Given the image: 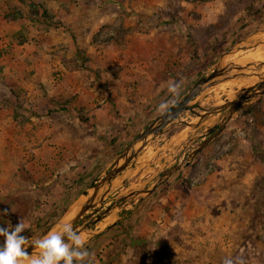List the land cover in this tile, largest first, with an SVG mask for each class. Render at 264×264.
Instances as JSON below:
<instances>
[{
    "label": "rangeland",
    "instance_id": "obj_1",
    "mask_svg": "<svg viewBox=\"0 0 264 264\" xmlns=\"http://www.w3.org/2000/svg\"><path fill=\"white\" fill-rule=\"evenodd\" d=\"M43 9L55 15L53 23ZM19 19L23 24L14 31ZM260 38L264 0H0V227L24 223L20 235L29 246L160 113V102L172 104L222 56L220 65L238 59L258 45L247 41ZM173 81L182 84L175 97L168 92ZM227 83L206 88L145 147L108 203L151 184L196 146L201 138H189L215 118L198 121L196 111L239 87ZM257 109L264 114V94L244 103L187 163L202 156L199 191L183 163L130 202L125 211L134 219L125 216L96 236H82L95 264H150L143 246L163 253L162 264H222L241 254L246 264H264V123ZM194 121L196 127L189 125ZM216 166L222 172L210 188ZM188 193L213 201L208 212L197 208L204 215L198 220L194 206H180ZM212 210L219 212L213 218ZM136 227L146 235L137 238ZM164 238L170 242L166 261ZM4 240L0 236V246Z\"/></svg>",
    "mask_w": 264,
    "mask_h": 264
},
{
    "label": "water",
    "instance_id": "obj_2",
    "mask_svg": "<svg viewBox=\"0 0 264 264\" xmlns=\"http://www.w3.org/2000/svg\"><path fill=\"white\" fill-rule=\"evenodd\" d=\"M249 46L264 44V38L247 41ZM231 54V53H229ZM227 54V55H229ZM222 59L216 63L212 70L206 75L200 77L194 82L182 97L170 104V112L167 114L159 113L148 125L139 131L128 143L120 150L112 164L101 172L98 177L83 190L68 207L63 214L54 221L49 228L44 231L38 238H43L49 231L59 230L64 223L71 222L78 230L81 236H96L111 225L118 223L122 218L127 216L125 209L130 202L137 198L144 197L151 192L157 185L168 178L173 172L182 168L183 163H189L192 157L199 152L204 146L212 142L226 126L229 121L237 116L241 106L244 103L252 101L259 95L264 94V60H246L241 62H228L220 65ZM249 72V73H248ZM252 75L261 76L260 81L253 80V84L244 86H234L230 93H227L218 101L206 107L202 111H196L198 121H203L210 116L215 118L205 126L200 132L189 138V142L201 138L194 148L186 153L182 158L175 161L165 172H163L155 181L147 186L133 187L127 192L117 196L112 202H109V195L114 193L124 181L129 178L140 153L150 144L155 137L162 133L170 123L176 119H181L182 112L192 109L193 100L200 95L206 88L215 86L221 81L227 79L241 80L250 79ZM240 79V80H239ZM198 121L189 123L196 127ZM119 180V182H117ZM130 199L127 204L122 206L121 214H116L111 222L99 226V223L110 216L114 210L119 207L122 201ZM106 203H108L106 205ZM75 207V209H74ZM29 255L36 256L39 249L34 246H27ZM24 264H27L25 261ZM63 264V262H61Z\"/></svg>",
    "mask_w": 264,
    "mask_h": 264
},
{
    "label": "clouds",
    "instance_id": "obj_3",
    "mask_svg": "<svg viewBox=\"0 0 264 264\" xmlns=\"http://www.w3.org/2000/svg\"><path fill=\"white\" fill-rule=\"evenodd\" d=\"M182 84L173 81L168 85V92L178 96ZM161 114L170 112L167 100L158 105ZM25 230V224L19 222L14 227H0V236L5 238L0 246V264H95V253L90 252L78 230L71 222L62 224L59 230L49 231L43 238H37L29 246L38 248L39 254L29 255L24 245L29 244L28 237L20 235ZM222 264H246L244 256L225 257Z\"/></svg>",
    "mask_w": 264,
    "mask_h": 264
},
{
    "label": "crops",
    "instance_id": "obj_4",
    "mask_svg": "<svg viewBox=\"0 0 264 264\" xmlns=\"http://www.w3.org/2000/svg\"><path fill=\"white\" fill-rule=\"evenodd\" d=\"M61 7V6H60ZM59 7V9L58 8H56V10L55 11H57V10H59V12L58 13H61L62 12V7L60 8ZM7 9H9L7 6H6V8H5V10H7ZM19 24H20V26H19ZM21 24H23L22 23V21L19 19V23L17 24L18 25V27H16L15 29H14V31H18V30H20V28H21ZM20 46H23L22 44L20 45ZM25 53V52H24ZM25 57H28V56H25ZM25 57H23V58H25ZM29 58V57H28ZM200 157V158H199ZM202 159V156H198V159L197 160H195V162H194V164H187V169L185 170V172H187L188 173V175H190L193 179H192V183L194 184V188L195 189H192V190H196V191H199V188L197 187V183L195 184V182H196V180L195 179H198L197 177H196V173L200 170V168H202V166H203V160H201ZM222 172V170L221 169H219L217 166H216V169L215 170H213L212 172H210L211 174L208 176L209 177V180L206 182V184H211V186H209L210 188L212 187V186H214V185H217L218 184V182H217V176L216 177H214L216 174H220ZM221 176V175H220ZM190 177V178H191ZM201 180H202V178H201ZM200 180V181H201ZM202 182V181H201ZM205 184V185H206ZM200 186H204V185H200ZM202 192H205V191H202ZM208 202V203H207ZM210 202L211 203H213V201L210 199V198H208V197H206L205 198V200H202V198L201 197H197L196 195H192L191 193H188V194H186V196H183V197H181V199H180V206L182 207V209L183 210H186V208H187V206H194L195 208H196V210H197V208L198 207H200V209L202 208H205V211H209V207H208V205L210 204ZM217 202H215L214 203V205L216 204ZM213 205V206H214ZM217 205V204H216ZM194 209V208H193ZM188 211V210H187ZM189 212H191V213H193V210L191 209ZM215 212V211H214ZM150 213V212H149ZM203 213V212H202ZM202 213L201 214H199V212H198V210L195 212V214H196V216L195 217H193V218H195V219H200L202 216H204V215H202ZM216 214H214L213 213V210L211 211V213L209 214V216L210 217H214L215 215L217 216V214L219 213V212H215ZM131 214V213H130ZM128 214V216H126L125 218H124V221H126L127 219H134L133 217H135V216H133V214ZM194 214V215H195ZM144 216H143V218H145L146 217V214H143ZM201 215V216H200ZM206 217H207V215H205V220H206ZM122 223V222H121ZM121 223H120V225H121ZM123 224V223H122ZM196 224L197 225H200L201 224V221H198V222H196ZM153 229V228H152ZM151 229V230H152ZM136 230L138 231V235L139 236H137V238L138 237H143V235H146L145 234V232H142V230H141V228H138V227H136ZM151 230H150V232H151ZM151 235H153V233L151 234ZM166 235V234H165ZM155 237V236H154ZM165 239V241H162V245H163V247H165V250L167 249V247H169L170 246V242H167V239L166 238H164ZM137 241H140V240H137ZM151 242H155L154 240H152V241H150V245H152L153 243H151ZM151 247V246H150ZM152 248V247H151ZM167 251V250H166ZM173 251V250H172ZM169 255H170V253L167 251V252H164V260L166 261V260H168L169 259ZM145 256V257H144ZM143 257L150 263V264H155V259L157 258V255L156 254H154V253H152V255L150 256V257H148L147 255H144ZM165 264V263H164ZM167 264V263H166Z\"/></svg>",
    "mask_w": 264,
    "mask_h": 264
},
{
    "label": "trees",
    "instance_id": "obj_5",
    "mask_svg": "<svg viewBox=\"0 0 264 264\" xmlns=\"http://www.w3.org/2000/svg\"><path fill=\"white\" fill-rule=\"evenodd\" d=\"M8 14L9 15H13L14 16V12H8ZM7 14V15H8ZM17 14H19V15H17ZM16 15L20 18L21 17V11H17V13H16ZM42 15H43V17H44V19L45 18H49V23L50 22H52L53 23V20H54V18H55V15L52 13V12H49V11H47L46 9L44 10L43 9V11H42ZM44 23V22H43ZM257 111H258V109H257ZM260 112L258 111V115H259V120H260V122L261 123H264V114H259ZM76 114H77V116L79 117V119H81L82 121H90V119L87 117V116H84V115H82L80 112H76ZM90 123V125H91V127H92V130L95 132V133H97V130H96V125L94 124V122H89ZM143 245H145V243L143 242ZM143 250H146V252H147V256L148 257H150L151 255H152V253H154V254H156L157 255V264H162V261H163V258H162V256H163V253L161 254V252H157V251H155V250H149L148 249V247L146 248V246H143V248H142ZM109 255V254H108ZM115 254L113 255V254H111V256L109 255V257L112 259V260H114L115 259ZM156 264V263H155Z\"/></svg>",
    "mask_w": 264,
    "mask_h": 264
},
{
    "label": "bare ground",
    "instance_id": "obj_6",
    "mask_svg": "<svg viewBox=\"0 0 264 264\" xmlns=\"http://www.w3.org/2000/svg\"><path fill=\"white\" fill-rule=\"evenodd\" d=\"M246 60H255V61L256 60H264V44H258L252 50H249V51L245 52L244 54H242L241 56H239L238 59H233L232 61L229 60V62L236 63V62H241V61H246ZM261 70H264V67ZM256 77H257L256 80L260 81L261 76L256 75ZM230 81H232V82H230ZM224 82H228L227 84H239V86H240L241 82H244L245 84H253L252 80L245 79V78L243 80H241V82H239V83H235V82H238L236 79H227L225 81H221L220 83H224ZM74 209H75V207H74Z\"/></svg>",
    "mask_w": 264,
    "mask_h": 264
},
{
    "label": "flooded vegetation",
    "instance_id": "obj_7",
    "mask_svg": "<svg viewBox=\"0 0 264 264\" xmlns=\"http://www.w3.org/2000/svg\"><path fill=\"white\" fill-rule=\"evenodd\" d=\"M204 147H205V146H204ZM204 147H203V148H204ZM197 153H198V152H197ZM197 153H196V154H197ZM196 154H195V155H196ZM195 155H194V156H195Z\"/></svg>",
    "mask_w": 264,
    "mask_h": 264
}]
</instances>
